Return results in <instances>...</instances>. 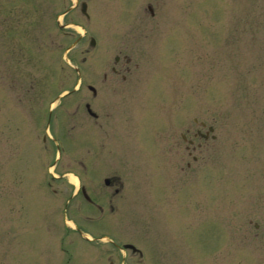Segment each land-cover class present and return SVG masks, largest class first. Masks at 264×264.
I'll use <instances>...</instances> for the list:
<instances>
[{
    "label": "rangeland",
    "instance_id": "1",
    "mask_svg": "<svg viewBox=\"0 0 264 264\" xmlns=\"http://www.w3.org/2000/svg\"><path fill=\"white\" fill-rule=\"evenodd\" d=\"M87 1L0 0V264H264V0Z\"/></svg>",
    "mask_w": 264,
    "mask_h": 264
},
{
    "label": "bare ground",
    "instance_id": "2",
    "mask_svg": "<svg viewBox=\"0 0 264 264\" xmlns=\"http://www.w3.org/2000/svg\"><path fill=\"white\" fill-rule=\"evenodd\" d=\"M81 2V1H80ZM80 30V29H79ZM81 31V30H80ZM82 32V31H81ZM69 181L71 182V183H77L78 181H79V179L77 178V177H75V176H69ZM72 225V227L71 228H73V229H75L74 228V224H71Z\"/></svg>",
    "mask_w": 264,
    "mask_h": 264
}]
</instances>
